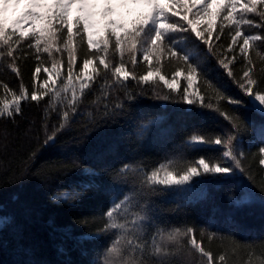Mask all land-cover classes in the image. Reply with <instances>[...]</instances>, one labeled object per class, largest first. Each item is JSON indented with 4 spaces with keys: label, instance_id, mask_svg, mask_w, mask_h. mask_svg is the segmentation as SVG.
Here are the masks:
<instances>
[{
    "label": "snow or ice",
    "instance_id": "obj_1",
    "mask_svg": "<svg viewBox=\"0 0 264 264\" xmlns=\"http://www.w3.org/2000/svg\"><path fill=\"white\" fill-rule=\"evenodd\" d=\"M262 52L264 0H0V69L20 81L18 89L0 81V120L15 123L26 104L43 102V144L55 147L57 134L85 115L86 130L110 126L125 111V101L134 100L137 92L145 94V86L154 99L213 110L230 129L194 128L187 144L197 152L219 146L213 148L217 155L167 159L147 171L131 163L116 169L125 178L130 172L139 174L141 191L139 199L130 192L121 194L102 213L105 224L97 235L109 241L98 254V264H177L179 254L198 256V264H235L231 257L241 248L247 251L246 264H264V243L257 250L232 238L214 253L204 241L207 235L211 244L218 235L214 231L153 224L147 199L161 190L191 185L198 177L229 178L239 172L251 180L246 153L239 147L241 115L237 109H223L220 102L244 104L229 94L226 74L249 98L248 110L264 115ZM28 55L35 60L31 88L18 64ZM238 60L239 77L232 67ZM138 64L144 72L136 71ZM89 104L95 117L82 108ZM51 113L61 122L49 133ZM257 156L264 169V127ZM243 187L249 199L255 195ZM81 195L64 192L54 199L67 202Z\"/></svg>",
    "mask_w": 264,
    "mask_h": 264
},
{
    "label": "trees",
    "instance_id": "obj_2",
    "mask_svg": "<svg viewBox=\"0 0 264 264\" xmlns=\"http://www.w3.org/2000/svg\"><path fill=\"white\" fill-rule=\"evenodd\" d=\"M222 42L227 43V35ZM212 63L216 64L214 59ZM18 64L24 84L31 88L33 56L20 59ZM232 67L239 77V60ZM144 70L137 65L138 73ZM223 75L229 94L244 101L241 106L225 101L220 104L228 111L237 109L241 115L239 147L246 153L244 163L250 168L251 180L239 172L229 178L198 177L184 188L150 195L148 207L153 224L194 226L198 233L216 232L217 238L211 244L207 235L204 237L205 246L214 253H219L220 245L232 238L258 250L264 243V169L257 164L264 115L249 111V98ZM0 81L14 89L20 83L6 69H0ZM125 104L123 114L110 126L96 131L86 130V115L70 122L66 130L57 134L55 147L43 144V102L26 104L15 123L0 120V264H98V254L109 241L108 236L97 235L105 224L102 213L121 194L130 192L139 199L141 191L139 174L133 176L130 172L125 178L116 169L131 163L147 171L167 159L215 156L213 148L219 146L197 152L187 144L190 134L194 128L215 132L217 125L230 129L228 122L213 110L154 99L148 86L144 95L137 92L136 98ZM84 107L96 116L90 104ZM59 122L57 113H51L48 132ZM145 125L147 129L143 130ZM83 185L95 187L84 189ZM243 185L253 190L252 198H248ZM73 191L82 192L80 198L67 202L54 199ZM236 201L245 203L237 205ZM174 259L177 264L199 261L198 256L186 254ZM231 259L235 264H246V249H238Z\"/></svg>",
    "mask_w": 264,
    "mask_h": 264
},
{
    "label": "rangeland",
    "instance_id": "obj_3",
    "mask_svg": "<svg viewBox=\"0 0 264 264\" xmlns=\"http://www.w3.org/2000/svg\"><path fill=\"white\" fill-rule=\"evenodd\" d=\"M178 79H180V78H178ZM183 83H184V81L181 80V84H183Z\"/></svg>",
    "mask_w": 264,
    "mask_h": 264
}]
</instances>
